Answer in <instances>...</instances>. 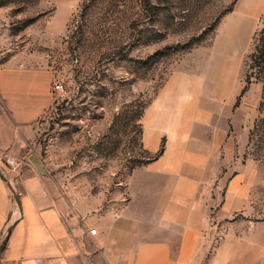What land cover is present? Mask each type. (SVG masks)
Returning <instances> with one entry per match:
<instances>
[{"label": "rangeland", "instance_id": "rangeland-1", "mask_svg": "<svg viewBox=\"0 0 264 264\" xmlns=\"http://www.w3.org/2000/svg\"><path fill=\"white\" fill-rule=\"evenodd\" d=\"M245 0H0V47L49 63L63 93L39 121L40 159L57 196L117 210L130 173L149 159L142 118L164 91L193 103L192 119L231 92L228 175L245 168V220L264 239V52ZM247 27L235 33V22ZM232 37L234 42L226 40ZM264 50V47H259ZM17 192V191H16ZM18 195V192H17ZM219 236H216L217 242ZM251 264H264V256Z\"/></svg>", "mask_w": 264, "mask_h": 264}, {"label": "crops", "instance_id": "crops-1", "mask_svg": "<svg viewBox=\"0 0 264 264\" xmlns=\"http://www.w3.org/2000/svg\"><path fill=\"white\" fill-rule=\"evenodd\" d=\"M263 5L245 0L242 16L252 21ZM6 55L0 47V264H251L264 256V239L233 220L246 212L249 184L245 168L227 171L232 96L225 87L204 91L210 101L201 107L214 117L205 111L199 122L191 96L159 95L142 118L151 157L130 173L125 200L117 210L88 209L82 198L56 195L40 159L52 67L31 52Z\"/></svg>", "mask_w": 264, "mask_h": 264}, {"label": "built area", "instance_id": "built-area-1", "mask_svg": "<svg viewBox=\"0 0 264 264\" xmlns=\"http://www.w3.org/2000/svg\"><path fill=\"white\" fill-rule=\"evenodd\" d=\"M63 85L58 83V82H52V85H51V91L53 93V97L54 95H61L63 93ZM91 233H95V229H91L90 230Z\"/></svg>", "mask_w": 264, "mask_h": 264}, {"label": "trees", "instance_id": "trees-1", "mask_svg": "<svg viewBox=\"0 0 264 264\" xmlns=\"http://www.w3.org/2000/svg\"><path fill=\"white\" fill-rule=\"evenodd\" d=\"M258 40H259V43H261V44H259V45H257L256 46V49H257V51H261V52H264V50H260V48L259 47H264V28L263 29H261V31L258 33ZM263 60H264V58H263ZM159 152H161V151H159Z\"/></svg>", "mask_w": 264, "mask_h": 264}, {"label": "water", "instance_id": "water-1", "mask_svg": "<svg viewBox=\"0 0 264 264\" xmlns=\"http://www.w3.org/2000/svg\"><path fill=\"white\" fill-rule=\"evenodd\" d=\"M4 179L7 181V183H8V185H9L10 189L12 190V192H13L15 198L17 199V203L19 204V199H18V195H17L16 190L14 189V187L12 186V184H11L6 178H4Z\"/></svg>", "mask_w": 264, "mask_h": 264}]
</instances>
